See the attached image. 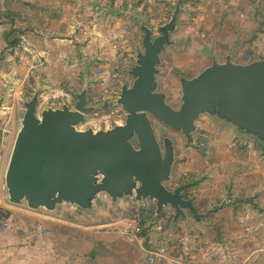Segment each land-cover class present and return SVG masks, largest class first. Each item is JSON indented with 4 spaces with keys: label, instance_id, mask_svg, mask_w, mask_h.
<instances>
[{
    "label": "rangeland",
    "instance_id": "374dc122",
    "mask_svg": "<svg viewBox=\"0 0 264 264\" xmlns=\"http://www.w3.org/2000/svg\"><path fill=\"white\" fill-rule=\"evenodd\" d=\"M179 1L135 0V5L134 0H126L124 11L118 15L120 29L129 33L124 39L106 37L107 26L99 28L106 21L102 23L98 16L107 17L114 0H0V58L9 49L7 41L28 33L43 38L42 47L63 53L61 60L66 63L62 61L63 70L43 73L39 82L26 80L25 101L39 92V114L48 107L68 105L74 109L85 88L84 81L77 78L84 72L68 52L73 47L80 51L77 55H83L80 49L88 46L91 37L97 38L98 52L103 49L108 54L100 60L90 57L86 61L93 76L86 92L87 106L94 110L83 127L111 129L126 121L127 113L118 99L124 86L133 85L135 79L130 72L137 55L145 51L141 27L151 29L153 39L160 36L159 29L172 20ZM181 1L177 29L171 35L174 44L162 54L157 75L158 91L164 92L168 104L176 109L182 103L181 80L194 78L214 60L224 63L230 56L242 65L264 61V0ZM3 3H10L14 11L4 10ZM6 14L11 18L8 22L2 19ZM4 24L10 27H2ZM115 24L111 21V26ZM13 27H17L14 34ZM16 59L21 61L20 57ZM152 121L160 143L171 138L175 145L168 189L184 185L185 198L193 200L199 213L208 217L196 222L186 211L184 218L174 222V210L166 207L154 218L155 201L137 202L131 198L118 202L126 205L119 217L128 221L139 214L145 219L153 213L150 233H163L169 239L166 250L175 259L174 264H264V143L248 134L242 136L227 121L209 114L199 119L192 143L181 132L176 133L155 118ZM10 129L14 126H8L2 135L0 149V207L13 221L12 213L20 210L10 203L5 181L17 133L16 128L15 133Z\"/></svg>",
    "mask_w": 264,
    "mask_h": 264
},
{
    "label": "water",
    "instance_id": "95a60500",
    "mask_svg": "<svg viewBox=\"0 0 264 264\" xmlns=\"http://www.w3.org/2000/svg\"><path fill=\"white\" fill-rule=\"evenodd\" d=\"M180 0L172 20L159 29L142 26L144 53L137 55L130 74L131 87L122 88L118 103L127 113L126 121L111 129L83 127L93 108L87 106L86 87L78 95L75 108L44 109L38 113L39 92L25 102V114L6 171V187L13 205L54 212L63 205L92 210L101 196L113 202L134 199L155 201V218L166 207L174 212V222L189 211L196 222L200 214L194 201L185 198L182 185L170 190L175 163L171 138L163 144L156 136L152 118L188 143L194 141L197 122L204 114L217 116L264 143V61L237 64L228 56L216 60L200 74L182 79L179 109L158 91L157 75L162 54L174 43Z\"/></svg>",
    "mask_w": 264,
    "mask_h": 264
},
{
    "label": "crops",
    "instance_id": "0c3cea01",
    "mask_svg": "<svg viewBox=\"0 0 264 264\" xmlns=\"http://www.w3.org/2000/svg\"><path fill=\"white\" fill-rule=\"evenodd\" d=\"M124 2L126 0H114L113 7L111 5L108 7V16H98L102 23L106 21L105 24L99 26V28L102 25L107 26V30H104L106 37L113 35V37L127 39L129 33L120 29L121 18L118 17L124 11ZM136 3L134 4L136 5ZM2 6L5 8L4 10H13L10 3H3ZM255 14L256 12H253L252 16ZM2 19L8 22L11 18L6 14ZM111 21L116 24L111 26ZM5 26L10 27L8 24L2 25V27ZM74 32H77V29ZM9 34L10 31L5 33V39ZM75 37L77 38V35ZM106 37L104 36V38ZM19 39L21 42L17 48L6 49L2 53L0 61V149L4 138L2 135L8 131V126L16 128L17 138L21 120L25 114L26 101L23 87L26 80L32 78L34 82L37 80L39 82L43 73L64 69L62 67L63 60H61L63 53L43 48V38L34 33H28L20 36ZM90 39L91 43L89 42L88 46L79 48L83 51V55L82 53L80 56L77 55L80 51H74L73 47L68 52L72 61L79 64L81 70L83 69L84 74H78L80 77L77 79L81 78L80 82L84 81L82 87H86L87 91L92 85L93 76L89 74L90 67L86 61H90V57L100 60L106 58L108 54V51H103V49L98 52L97 38L91 37ZM9 51L10 53H8ZM94 54L96 55L94 56ZM16 57H20L21 61L17 62L18 58L16 59ZM70 58L68 57L69 61ZM87 101H89L88 96ZM230 126L242 136L248 134L232 124ZM14 129H10L12 130L10 132L14 131L15 133ZM102 198L94 204L92 210H82L63 204L56 211L49 212L45 209L31 210L25 205H16L20 212L14 211L12 213L13 221H10L7 228L0 230V264L175 263V259L171 258L172 256L170 257L166 250V247L169 246V239L164 237L163 233L157 235H153V232L150 233V222L143 227L142 222L146 218L142 219L140 214L134 220L123 221L119 216L122 215L126 205L119 204V201L113 202L108 195H104ZM115 204L119 205L115 206ZM147 233L151 236H148ZM161 249L165 250L166 255L150 261V254Z\"/></svg>",
    "mask_w": 264,
    "mask_h": 264
},
{
    "label": "built area",
    "instance_id": "2783aa9c",
    "mask_svg": "<svg viewBox=\"0 0 264 264\" xmlns=\"http://www.w3.org/2000/svg\"><path fill=\"white\" fill-rule=\"evenodd\" d=\"M9 223H10V215L7 213V211H5V209L0 207V230L7 228L9 226ZM165 255H166L165 250L161 249L158 252L155 253L152 252L150 254L149 260L150 261L157 260L158 258L164 257Z\"/></svg>",
    "mask_w": 264,
    "mask_h": 264
},
{
    "label": "trees",
    "instance_id": "16d2710c",
    "mask_svg": "<svg viewBox=\"0 0 264 264\" xmlns=\"http://www.w3.org/2000/svg\"><path fill=\"white\" fill-rule=\"evenodd\" d=\"M34 7V6H33ZM16 29H12L11 30V33L14 34ZM31 31H35L34 28L31 29ZM20 39H14L13 41H7V46L8 48H12V49H15L19 44H20ZM1 59V58H0ZM145 213V212H143ZM148 214V213H147ZM155 214V213H154ZM154 214H148V217H146V219L142 222V226L145 227L146 223L148 222H152L150 220H152V217L154 216ZM143 235H145V232H143Z\"/></svg>",
    "mask_w": 264,
    "mask_h": 264
}]
</instances>
